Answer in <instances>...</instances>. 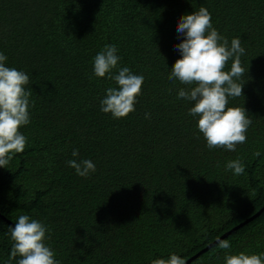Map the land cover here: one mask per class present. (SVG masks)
Returning <instances> with one entry per match:
<instances>
[{"label":"trees","instance_id":"trees-1","mask_svg":"<svg viewBox=\"0 0 264 264\" xmlns=\"http://www.w3.org/2000/svg\"><path fill=\"white\" fill-rule=\"evenodd\" d=\"M263 206L264 0H0V264H182ZM189 264H264V209Z\"/></svg>","mask_w":264,"mask_h":264},{"label":"water","instance_id":"water-1","mask_svg":"<svg viewBox=\"0 0 264 264\" xmlns=\"http://www.w3.org/2000/svg\"><path fill=\"white\" fill-rule=\"evenodd\" d=\"M264 209V206L257 212L255 213L253 216L249 217L248 219H246L243 223H240L239 225H237L236 227H234L232 230H230L229 232H227L226 234L220 236L219 238H217L216 240H214L211 244H209L207 247L203 248L202 250H200L198 253H196L194 256L190 257L188 260H186L184 263L182 264H189L193 259H195L196 257H198L200 254L204 253L205 251H207L212 245H214L215 243H217L218 241H220L222 238L226 237L228 234H230L232 231L238 229L239 227H241L244 224H247L249 221L253 220L254 218H256ZM0 217L5 220L9 225L13 226L12 223L8 220H6L2 215H0ZM15 229V228H14ZM16 230V229H15ZM38 261H40V259H38Z\"/></svg>","mask_w":264,"mask_h":264}]
</instances>
